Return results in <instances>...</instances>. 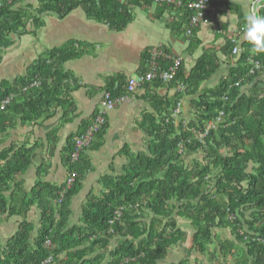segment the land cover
<instances>
[{"label": "trees", "instance_id": "obj_1", "mask_svg": "<svg viewBox=\"0 0 264 264\" xmlns=\"http://www.w3.org/2000/svg\"><path fill=\"white\" fill-rule=\"evenodd\" d=\"M181 1L185 7L178 10L188 28L191 12L187 5L195 0ZM21 2L0 0V53L11 46L13 36L28 33L31 21L38 28L39 17L48 12L63 19L81 7L89 19L117 32L133 19L130 1L126 5L120 0H39L40 7L34 12L29 8L16 11L15 5ZM219 2L210 0L209 6ZM239 17L243 26L245 18ZM186 31L180 32L186 35ZM88 47L70 41L46 52L25 76L0 81V106L13 96L6 109L0 110V136L18 122L35 124L51 118L57 107L72 106L70 93L75 85L63 67ZM233 48L229 40L223 55L236 61L213 88L202 90L220 71L221 60L215 51L198 59L189 74L182 65L177 80L186 85V91L171 99H153L157 113L149 115L144 124L147 151L134 153L125 147L122 154L128 163L120 175L102 180L99 195L88 198L80 226H69L72 199L92 169L88 153L104 141L107 119L78 161H72L75 137L69 140L65 150L68 177L60 186L40 181L32 191H26L18 180L31 165L35 147L23 143L0 151V225L4 216L23 218L17 232L5 244L0 243V264H43L50 257L53 261L49 264H157L184 241V232L178 228L181 220L193 229L192 250L207 255L211 263L224 258L223 264H264V72L252 75L249 64L254 58L264 65V53L250 51L247 42L241 56L235 58ZM150 56L151 51L145 55L147 64ZM167 64L161 63L162 67ZM37 81L41 85L32 87ZM155 85L163 83L156 81ZM166 86L175 88L176 82ZM106 91L113 97L126 95L127 82L117 88L111 85ZM187 96L195 97L193 111L182 119V100ZM177 109L180 114L173 117ZM70 117L68 110L66 118ZM212 122L216 127L207 133ZM200 134L205 136L202 140ZM72 173L77 177L69 187ZM34 206L42 210L38 228L26 217ZM119 210L122 216L115 220ZM223 230H229L234 241H219L215 232ZM47 240L51 248L45 246ZM236 243L243 257L233 260Z\"/></svg>", "mask_w": 264, "mask_h": 264}, {"label": "crops", "instance_id": "obj_2", "mask_svg": "<svg viewBox=\"0 0 264 264\" xmlns=\"http://www.w3.org/2000/svg\"><path fill=\"white\" fill-rule=\"evenodd\" d=\"M120 1L126 5L130 1L129 9L133 15L132 21L123 31H114L108 24L89 19L81 7L63 19L48 12L39 17L41 25L38 28L31 21L28 33L21 37L13 36L11 46L0 53V81L12 82L25 76L28 68L48 51L70 41L89 46L81 57L66 62L63 67L74 81L75 88L70 93L73 107H57L52 110L51 118L35 124L22 125L18 122L8 134L0 136V151L23 143L35 147L31 165L18 180L28 192L40 181L57 186L64 184L68 177L65 150L69 140L77 137L86 125L93 122L94 116L101 110L103 94L111 85L117 88L120 83L128 82V79L148 69L149 64L145 60L147 52L163 47L169 54L183 59V67L189 74L198 59L206 52L215 51L221 60L220 71L204 84L203 90L215 87L226 76L229 66L235 64V58L231 62L223 55L231 32L235 34L242 50L247 43L243 40L245 24L241 25L239 15L245 18V11L252 0H219L218 6H209L205 21L195 31L194 41L180 32L187 29L180 10H165L149 3H133V0ZM38 7L39 0H23L14 9L29 8L34 12ZM155 83L144 86L126 103L108 113V132L101 145L99 143L96 150L88 153L92 169L85 176L82 190L72 199L70 227L82 224L83 206L91 195L102 192V180L122 173L128 163L122 154L126 146L134 153L147 151L148 137L144 124L149 115L157 113L153 99H171L180 93L176 86L170 88L163 84L158 87ZM193 99L187 96L182 100V119L190 117ZM68 110L71 111L70 118H66ZM26 217L38 228L42 210L34 206ZM22 219L19 216H4L0 225L1 244H5L17 232ZM181 221L185 223L180 225ZM181 221L178 222V228L184 232V241L174 246L157 264H180L182 261L188 264H223L224 258L211 263L207 255L192 250L193 229L190 223ZM218 232L223 235L219 241H234L229 230L215 233ZM236 245L231 256L233 260L243 257L242 249Z\"/></svg>", "mask_w": 264, "mask_h": 264}, {"label": "built area", "instance_id": "obj_3", "mask_svg": "<svg viewBox=\"0 0 264 264\" xmlns=\"http://www.w3.org/2000/svg\"><path fill=\"white\" fill-rule=\"evenodd\" d=\"M142 2L150 1L153 2V5H167L169 7H174L176 9H182L185 7V4L181 0H141ZM210 0H195L187 5V9L191 12V17L189 21V26L186 31V37L188 39L192 38L195 34V31L202 25L205 21L206 12L209 8ZM3 6L0 3V8ZM235 34L231 32L230 40L232 41L234 48L232 51V55L235 58H239L242 54V48L239 45L237 39L234 36ZM168 63L167 67H162L161 63ZM147 72L140 74L136 77H132L128 79L127 82V93L126 95H122L120 97H113V95L105 91L103 94L102 100V107L99 113L96 115L95 119L91 123V125L86 129V131L74 139L75 143V151L72 154V161H78L82 151L85 148H88L92 141L95 138L96 133H98L102 127L106 124V119L108 113L114 111L120 105L129 100L130 97L136 95L144 86L150 85L155 83L156 81H160L163 84H172L176 82V89L180 93H184L186 91V85L177 80V76L180 73V69L183 65V59L181 57H177L174 55L169 54L163 47H157L151 51L150 61ZM249 64L252 66L251 74H256V72L263 71L264 72V65H262L259 61L255 60L254 58L249 59ZM41 85L40 81L35 82L32 87H39ZM236 86H239L237 84ZM13 96L9 97L2 103L0 106V110H5L7 105L11 102ZM227 100V98H225ZM180 114V109H177L173 115V117H178ZM221 116L223 113L220 114L219 118L217 119L218 122L221 121ZM216 124L214 122L209 123L207 127V133L209 130L214 129ZM205 136L200 134V140H202ZM77 177L76 173H72L70 178L68 179V186L70 187ZM122 216V211L119 210L116 212V219L119 220ZM113 224L114 221H111ZM260 240V239H258ZM45 246L47 248H51L52 244L50 240L46 241ZM53 261V257H50L46 260L43 264H49Z\"/></svg>", "mask_w": 264, "mask_h": 264}, {"label": "clouds", "instance_id": "obj_4", "mask_svg": "<svg viewBox=\"0 0 264 264\" xmlns=\"http://www.w3.org/2000/svg\"><path fill=\"white\" fill-rule=\"evenodd\" d=\"M245 21L243 40L251 45L250 51L264 53V0H252L245 11Z\"/></svg>", "mask_w": 264, "mask_h": 264}, {"label": "rangeland", "instance_id": "obj_5", "mask_svg": "<svg viewBox=\"0 0 264 264\" xmlns=\"http://www.w3.org/2000/svg\"><path fill=\"white\" fill-rule=\"evenodd\" d=\"M111 112H112V111H111ZM184 223H185V222H182V221H181L180 225H182V224H184ZM217 235H218V237H223V235H222L220 232H218ZM209 247L212 248V246H209Z\"/></svg>", "mask_w": 264, "mask_h": 264}, {"label": "water", "instance_id": "obj_6", "mask_svg": "<svg viewBox=\"0 0 264 264\" xmlns=\"http://www.w3.org/2000/svg\"><path fill=\"white\" fill-rule=\"evenodd\" d=\"M260 10H258V14H259Z\"/></svg>", "mask_w": 264, "mask_h": 264}]
</instances>
